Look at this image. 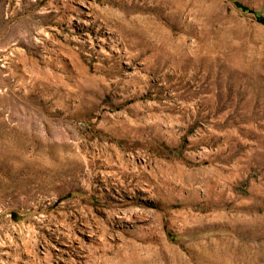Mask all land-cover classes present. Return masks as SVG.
<instances>
[{
    "label": "rangeland",
    "instance_id": "rangeland-1",
    "mask_svg": "<svg viewBox=\"0 0 264 264\" xmlns=\"http://www.w3.org/2000/svg\"><path fill=\"white\" fill-rule=\"evenodd\" d=\"M0 264H264V0H0Z\"/></svg>",
    "mask_w": 264,
    "mask_h": 264
}]
</instances>
